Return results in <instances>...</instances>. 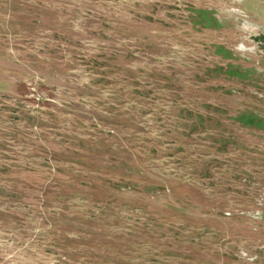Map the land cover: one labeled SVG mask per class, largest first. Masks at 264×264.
<instances>
[{"label": "rangeland", "instance_id": "obj_1", "mask_svg": "<svg viewBox=\"0 0 264 264\" xmlns=\"http://www.w3.org/2000/svg\"><path fill=\"white\" fill-rule=\"evenodd\" d=\"M264 0H0V264H264Z\"/></svg>", "mask_w": 264, "mask_h": 264}, {"label": "water", "instance_id": "obj_2", "mask_svg": "<svg viewBox=\"0 0 264 264\" xmlns=\"http://www.w3.org/2000/svg\"><path fill=\"white\" fill-rule=\"evenodd\" d=\"M261 47L264 49V42H263V44H261Z\"/></svg>", "mask_w": 264, "mask_h": 264}]
</instances>
